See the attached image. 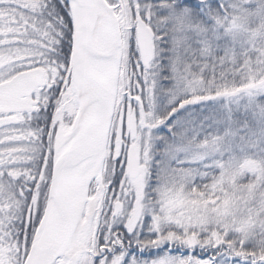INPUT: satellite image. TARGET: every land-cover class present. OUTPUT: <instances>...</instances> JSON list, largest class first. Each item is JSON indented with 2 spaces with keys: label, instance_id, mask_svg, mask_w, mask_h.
I'll list each match as a JSON object with an SVG mask.
<instances>
[{
  "label": "snow or ice",
  "instance_id": "snow-or-ice-1",
  "mask_svg": "<svg viewBox=\"0 0 264 264\" xmlns=\"http://www.w3.org/2000/svg\"><path fill=\"white\" fill-rule=\"evenodd\" d=\"M0 264H264V0H0Z\"/></svg>",
  "mask_w": 264,
  "mask_h": 264
}]
</instances>
